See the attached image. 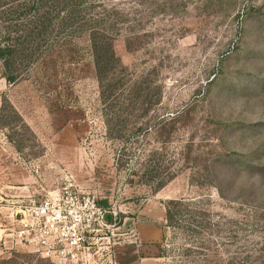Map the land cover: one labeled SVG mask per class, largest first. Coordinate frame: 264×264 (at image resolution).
Here are the masks:
<instances>
[{"label": "rangeland", "instance_id": "1", "mask_svg": "<svg viewBox=\"0 0 264 264\" xmlns=\"http://www.w3.org/2000/svg\"><path fill=\"white\" fill-rule=\"evenodd\" d=\"M84 5L101 25L50 28L15 81L0 59V264H264V0ZM66 189L104 215L71 263L18 212Z\"/></svg>", "mask_w": 264, "mask_h": 264}, {"label": "trees", "instance_id": "2", "mask_svg": "<svg viewBox=\"0 0 264 264\" xmlns=\"http://www.w3.org/2000/svg\"><path fill=\"white\" fill-rule=\"evenodd\" d=\"M86 0H0V14L13 17L15 21L7 22L2 20L0 28H22L17 30L18 36L16 43L10 46L0 42V59L4 66V77L8 82L16 79L15 70L17 69L18 58L24 54L27 59L35 56L40 41L48 35L50 28H95L101 25V20H90L87 18V7L84 5ZM30 15L31 19L18 24L25 15ZM3 38L5 32L0 31ZM92 44L95 49L96 71L102 90L108 93L116 86L117 81L108 83L106 90L103 89V74L108 67V60L117 59L115 57L112 42L106 39H99L92 33ZM100 51V52H99ZM38 54V52H37ZM18 62V63H17ZM23 63V61H21ZM130 103H133L131 98ZM126 110L129 104H123ZM123 109V110H124ZM107 219L109 217L107 216Z\"/></svg>", "mask_w": 264, "mask_h": 264}, {"label": "built area", "instance_id": "3", "mask_svg": "<svg viewBox=\"0 0 264 264\" xmlns=\"http://www.w3.org/2000/svg\"><path fill=\"white\" fill-rule=\"evenodd\" d=\"M18 212L24 238L45 256L67 263L79 259L96 224L104 219L93 196L70 189L23 204Z\"/></svg>", "mask_w": 264, "mask_h": 264}]
</instances>
